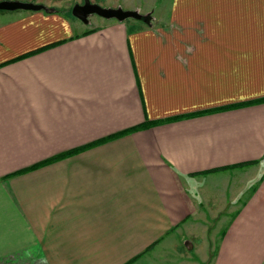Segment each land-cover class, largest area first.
<instances>
[{"label":"crops","instance_id":"obj_1","mask_svg":"<svg viewBox=\"0 0 264 264\" xmlns=\"http://www.w3.org/2000/svg\"><path fill=\"white\" fill-rule=\"evenodd\" d=\"M2 1L48 11H0V264H264V103L40 167L264 98V0H90L150 21L88 24L85 0ZM231 170L262 180L204 210L190 185Z\"/></svg>","mask_w":264,"mask_h":264},{"label":"rangeland","instance_id":"obj_2","mask_svg":"<svg viewBox=\"0 0 264 264\" xmlns=\"http://www.w3.org/2000/svg\"><path fill=\"white\" fill-rule=\"evenodd\" d=\"M95 4V3H94ZM97 4V3H96ZM100 5V4H97ZM103 8H107L105 6L100 5ZM95 20H102L101 17L99 16H94ZM93 17V18H94ZM80 21V20H79ZM85 24V23H84ZM256 174L251 175L252 177H255ZM250 176V178H248L246 180V175L244 173V171H238V172H233V170L231 171H227L225 173H220V175L216 176V178H208L207 181H202V183H194L191 184V190H192V194L198 198V200L201 202V204L203 205V208L205 210V208H208V204H207V199H210V203L214 206L211 207L212 209H214L215 211H219L221 209H223V212H225L227 209L228 210H234V203H230L232 205H229L227 202H229L231 200V197H233L232 195V191L237 188L240 187V190H242V188L244 187V183L245 181H248L247 183V189L245 190V194H243L242 197L239 196V199L237 204L243 203V201H245L249 195L251 194L253 188H251L255 182H253V184H251L249 182L250 179H252ZM249 177V176H247ZM205 180V179H204ZM239 190V191H240ZM204 193H206L207 195H205ZM226 207V208H225ZM239 207V205H238ZM229 215L227 216V214H220V215H216L213 219H209V224L207 226V228H203L204 232L203 234H201V232L199 231H194V232H189V231H184V244L186 245H194L192 244L193 242L196 243L197 240L198 243L201 242V235H203L204 237L206 236L210 241L212 239H216L218 238V240H220V236L221 233L218 234L219 232V228L221 226L225 227L228 223V218ZM209 227V228H208ZM200 230V229H199ZM202 231V230H200ZM181 235V234H180ZM180 238V237H179ZM180 243V242H179ZM173 245V249H177L175 247V243H172ZM217 244H219V242L217 241ZM183 244L180 243V246H182ZM151 251H146V254H149ZM207 253V254H206ZM185 255H187L186 252H184ZM213 251L212 248H210L209 251H207L205 249V252L202 255V257L205 258V261L200 262V264H211L210 259H212L213 257ZM206 255V256H205ZM188 258V256H187ZM188 261V259H187ZM186 260H183V264H187Z\"/></svg>","mask_w":264,"mask_h":264},{"label":"water","instance_id":"obj_3","mask_svg":"<svg viewBox=\"0 0 264 264\" xmlns=\"http://www.w3.org/2000/svg\"><path fill=\"white\" fill-rule=\"evenodd\" d=\"M46 7L40 4L24 3L18 1H2L0 2V11H42ZM72 15L81 22L88 24L92 15L99 16L107 20H117L124 22L128 19L143 20V15L137 11H127L123 9L103 8L100 5L85 0L83 4H76L73 7Z\"/></svg>","mask_w":264,"mask_h":264},{"label":"trees","instance_id":"obj_4","mask_svg":"<svg viewBox=\"0 0 264 264\" xmlns=\"http://www.w3.org/2000/svg\"><path fill=\"white\" fill-rule=\"evenodd\" d=\"M45 10H47V9H45ZM143 20L146 21V22L150 21V16H144L143 17ZM49 47H51V46H49ZM49 47H46L44 49H47ZM262 103H264V98H260V99H258L256 101L247 102V103H239V104H233V105H230V106L218 107V108L213 109V110H209V111H205V112H199V113L192 114V115L177 116V117H174V118H170L168 120H165V121L150 122V121H147L146 120L145 123L142 124V125H140V126H137V127L132 128L130 130H127L125 132H122V133L113 135V136H111L109 138L100 140V141H98V142H96L94 144H91V145H89V146H87L85 148H81L79 150H73V151L67 152V153L63 154L62 156H60V157H57V158H55V159H53V160H51L49 162H46L44 164H41L40 167L42 165L47 164V163L55 162V161H58V160H61V159L68 158V157H70L72 155H76L78 152H81V151H83L85 149H88V148H91V147H94V146H97V145H100V144H104V143H107V142L112 141V140H115V139H119V138L125 137L127 135L133 134V133L138 132V131H142V130L149 129L152 126H155V125H158V124H161V123L173 122V121H180V120H183L185 118H192V117H195V116L197 117V116H201V115L213 114V113H218V112H222V111L235 110V109H239L241 107L255 105V104H262ZM35 168H38V167H34L32 169H35ZM261 180H262V177H259L255 183L258 184L259 182H261ZM255 186L253 187V190H252L253 192H254V189L256 188ZM222 234L224 235V233H222Z\"/></svg>","mask_w":264,"mask_h":264}]
</instances>
